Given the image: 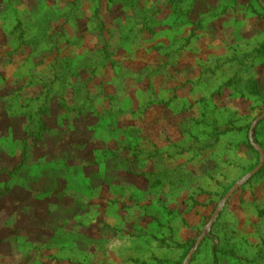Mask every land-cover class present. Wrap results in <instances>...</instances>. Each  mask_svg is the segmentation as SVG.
Returning a JSON list of instances; mask_svg holds the SVG:
<instances>
[{
    "label": "rangeland",
    "instance_id": "rangeland-1",
    "mask_svg": "<svg viewBox=\"0 0 264 264\" xmlns=\"http://www.w3.org/2000/svg\"><path fill=\"white\" fill-rule=\"evenodd\" d=\"M263 115L264 0H0V264H264Z\"/></svg>",
    "mask_w": 264,
    "mask_h": 264
},
{
    "label": "water",
    "instance_id": "water-1",
    "mask_svg": "<svg viewBox=\"0 0 264 264\" xmlns=\"http://www.w3.org/2000/svg\"><path fill=\"white\" fill-rule=\"evenodd\" d=\"M262 120H264V115L260 116L259 118L256 119L255 123L253 124L252 127V132H251V136H253L255 129L257 127V125L259 124V122H261ZM256 148L259 150L260 155L262 157V162L261 164L258 166V168L251 174H249L243 181L242 183H244L246 180H248L249 178H251L253 175H255L264 165V151L260 146H256ZM239 187V185L235 186V189H237ZM232 193H229L226 197L225 203L228 201L229 197L231 196ZM219 212V210L217 211V213ZM200 244V241L197 243V246ZM191 257V254L189 255V258Z\"/></svg>",
    "mask_w": 264,
    "mask_h": 264
}]
</instances>
